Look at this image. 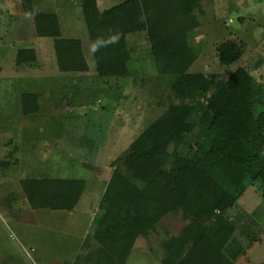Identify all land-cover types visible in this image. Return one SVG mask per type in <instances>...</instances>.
<instances>
[{
  "label": "rangeland",
  "instance_id": "1",
  "mask_svg": "<svg viewBox=\"0 0 264 264\" xmlns=\"http://www.w3.org/2000/svg\"><path fill=\"white\" fill-rule=\"evenodd\" d=\"M122 1L96 3L104 11ZM23 3L0 0V6H9L8 12L0 11L6 42L26 28L28 44L37 47L36 60L27 63L26 71L24 67L11 70L10 57H5V73L13 79L0 80V160L12 158L7 149L15 144L21 151L13 162L0 161V264H106L99 258L100 245L93 235L90 215L94 212V217L97 211L92 209L115 160L125 155L149 124L180 103L172 88L176 75L159 71L146 32L126 36L127 75H102L90 50L78 0H31L34 12L57 16L61 34L55 38L36 36ZM190 14L186 45L194 59L187 72L214 78L244 67L264 88V0H199ZM225 40L235 41L240 49V58L230 65L222 64L216 51ZM56 41L77 42L85 70L59 69L53 55ZM19 91L37 93L36 114L25 116L19 111ZM194 135L178 147L171 146L169 154L176 149L191 158ZM31 177L83 179L87 187L71 212L34 210L20 187L21 180ZM219 189L204 176L177 212L163 216L146 235L139 236L124 262L114 259L111 264H163L164 243L181 237ZM215 213L233 228L223 250L228 249L225 260L234 259L264 238V183L248 186L231 207Z\"/></svg>",
  "mask_w": 264,
  "mask_h": 264
},
{
  "label": "trees",
  "instance_id": "2",
  "mask_svg": "<svg viewBox=\"0 0 264 264\" xmlns=\"http://www.w3.org/2000/svg\"><path fill=\"white\" fill-rule=\"evenodd\" d=\"M23 1L37 37L60 36L54 13L34 12L31 0ZM198 1L124 0L100 11L96 0H78L91 44L103 45L110 35L119 34L118 43L101 46L94 53L102 75H127L126 36L146 32L159 71L176 75L172 88L181 100L149 124L129 144L125 155L115 160L92 219L99 258L106 264L114 259L124 262L134 241L163 216L177 212L204 176L219 185V192L181 237L164 243L162 263L222 264L228 252L223 243L233 228L215 212L231 207L248 186L264 183L263 86L244 67L214 78L187 72L194 59L186 45L187 23ZM216 51L224 65L236 62L241 55L233 40L221 42ZM53 53L64 72L86 68L77 42L56 41ZM35 60L34 48L18 49L17 65ZM37 98L35 93L22 94L25 115L38 112ZM193 132L191 158L176 149L169 154L171 146L178 147ZM20 187L32 209L71 211L86 181L31 177L21 180Z\"/></svg>",
  "mask_w": 264,
  "mask_h": 264
},
{
  "label": "crops",
  "instance_id": "3",
  "mask_svg": "<svg viewBox=\"0 0 264 264\" xmlns=\"http://www.w3.org/2000/svg\"><path fill=\"white\" fill-rule=\"evenodd\" d=\"M8 7H9L8 5L0 6V11H2L1 9L3 8V9L6 10V12H8V10H7ZM18 12L20 13V11H17L16 17H20V14H18ZM10 38H12V41H11V39H9V42L10 41L11 42L7 43L6 40H5V34H2V31L0 30V80L1 81H3L6 78H12L13 79V77H10L8 72L5 73V68H6V58L5 57H7V56L10 57V61H9L10 62V66L9 67L11 68V70L13 68L22 69L24 67V70L26 71L27 64H21V65H17L16 64V61H15L16 53H17L19 48H34L35 47L33 45H29L28 44V39H26L27 38L26 28H24V30L22 32V35L20 33H18V32H15V35H13V36L10 35ZM20 42H21V44L22 43L23 44L21 46L17 45ZM35 43H37V42L35 41ZM36 48H35V50H37ZM12 49H14V50L12 51ZM24 76L26 78L28 77L27 72L25 73ZM19 78H21V76ZM19 92H18V103L20 104L21 102L19 101V99L21 100V96H22L23 93L22 92L19 93ZM31 93L37 94L36 92H31ZM19 111L22 113V115H25L22 112V107H21V110L19 108ZM25 116H27V115H25ZM25 145H26V143L24 144V147H25ZM2 146H4L6 148V144H3ZM16 147H17V144L14 145L13 149H12V147L7 149V152L10 153L9 157H12V158L16 159L17 156L19 154H21V151L17 150ZM0 157H3V153L1 152V150H0ZM12 158H10L8 160H6L7 158H5V159L3 158L0 161L1 162L4 161V162H8L9 163V162H13L14 159H12ZM106 180H107V178H106ZM98 181H100V180H98ZM107 182H108V180H107ZM107 182L105 181V187H106ZM86 187H87V184H86ZM105 187H104V189H105ZM96 192H97V190H96ZM103 192H104V190H103ZM102 193L99 195L100 199H101ZM100 199L97 201L98 202L97 206L99 204ZM78 203H79V201H78ZM97 206L94 205V208L92 210L93 211H97ZM75 207L71 211H73L75 209ZM34 210H49V211L71 212V211H66V210H50V209H34ZM93 214H94V212H93ZM92 215H90V221L91 222H92V219H93ZM257 242H259V243L254 245V246L251 245L248 248H246L244 253H241L239 256L237 255L234 259H226V260H224L222 262V264H264V238L259 239V241H257Z\"/></svg>",
  "mask_w": 264,
  "mask_h": 264
},
{
  "label": "clouds",
  "instance_id": "4",
  "mask_svg": "<svg viewBox=\"0 0 264 264\" xmlns=\"http://www.w3.org/2000/svg\"><path fill=\"white\" fill-rule=\"evenodd\" d=\"M119 42V34H112L110 35V37L108 38L107 42L105 44H99L96 42H93L90 46V50L92 51V53H95L96 51L99 50V48L101 46H107L108 44H115Z\"/></svg>",
  "mask_w": 264,
  "mask_h": 264
}]
</instances>
